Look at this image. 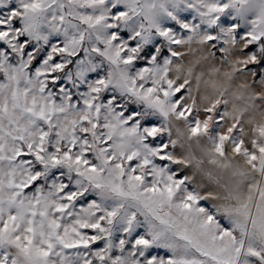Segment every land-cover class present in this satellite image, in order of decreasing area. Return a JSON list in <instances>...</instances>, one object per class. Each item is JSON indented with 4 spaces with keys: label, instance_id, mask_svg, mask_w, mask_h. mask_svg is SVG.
Listing matches in <instances>:
<instances>
[{
    "label": "snow or ice",
    "instance_id": "1",
    "mask_svg": "<svg viewBox=\"0 0 264 264\" xmlns=\"http://www.w3.org/2000/svg\"><path fill=\"white\" fill-rule=\"evenodd\" d=\"M0 264H264V0H0Z\"/></svg>",
    "mask_w": 264,
    "mask_h": 264
}]
</instances>
